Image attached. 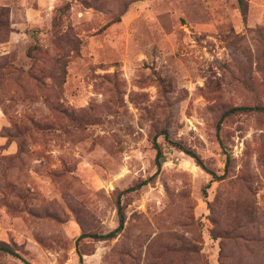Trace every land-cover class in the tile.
Wrapping results in <instances>:
<instances>
[{"label":"rangeland","instance_id":"1","mask_svg":"<svg viewBox=\"0 0 264 264\" xmlns=\"http://www.w3.org/2000/svg\"><path fill=\"white\" fill-rule=\"evenodd\" d=\"M254 105L264 0H0V264H264Z\"/></svg>","mask_w":264,"mask_h":264},{"label":"trees","instance_id":"2","mask_svg":"<svg viewBox=\"0 0 264 264\" xmlns=\"http://www.w3.org/2000/svg\"><path fill=\"white\" fill-rule=\"evenodd\" d=\"M237 2H238L239 9L243 15V18L246 19L248 9H249V0H237ZM248 111H264V106L254 105V106L231 107L227 111H225L222 118H225L229 115H232V114H235L238 112L241 113V112H248ZM163 134L165 135V138L171 144H173L174 146H176L179 149L186 150V152L188 154H190L193 158H195L198 165H200L206 172L210 173L213 176V178L222 179L224 177V174L219 175L215 170L211 169L196 152H194L190 149H186L180 142L170 139L169 135L166 131H164ZM154 144H155V148L157 150L158 166H160L161 165V158L163 157L164 151H163L161 144L156 139L154 141ZM226 163L228 165V160L226 161ZM142 184H145V183H141V184H138L136 186H132V187L127 189V192L132 191L135 188H138ZM116 205H117L118 221H119L118 226L116 228H114L113 230H111L107 233H88V234L82 235V237H91L95 240H106V239L114 238L120 232H122V230L124 229V226H125V222H126V213H125L124 204L122 203L121 195L117 198ZM0 251L14 255V256H17V257H20V258H23L22 255L15 248H13L12 246H10L6 243H3V242H0ZM80 261H81V264H84L82 255H80Z\"/></svg>","mask_w":264,"mask_h":264}]
</instances>
